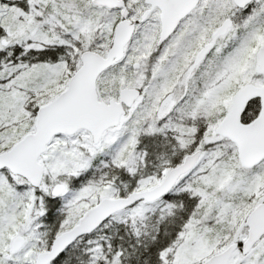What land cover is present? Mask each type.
Wrapping results in <instances>:
<instances>
[{
    "label": "snow or ice",
    "instance_id": "snow-or-ice-1",
    "mask_svg": "<svg viewBox=\"0 0 264 264\" xmlns=\"http://www.w3.org/2000/svg\"><path fill=\"white\" fill-rule=\"evenodd\" d=\"M0 264H264V0H0Z\"/></svg>",
    "mask_w": 264,
    "mask_h": 264
}]
</instances>
